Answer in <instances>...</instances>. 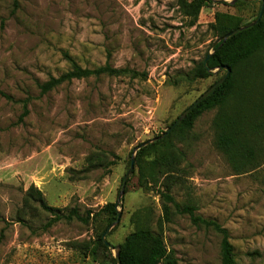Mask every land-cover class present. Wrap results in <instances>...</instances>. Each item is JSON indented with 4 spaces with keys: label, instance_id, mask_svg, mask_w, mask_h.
Returning <instances> with one entry per match:
<instances>
[{
    "label": "rangeland",
    "instance_id": "1",
    "mask_svg": "<svg viewBox=\"0 0 264 264\" xmlns=\"http://www.w3.org/2000/svg\"><path fill=\"white\" fill-rule=\"evenodd\" d=\"M230 4L211 0L190 24L177 0H0V88L15 100L32 97L18 122L21 103L0 96V264H113L114 250L95 243L106 215L43 228L49 215L36 203L22 207L25 191L34 184L49 205L94 214L116 202L135 146L166 131L217 78L173 84L218 41L208 28L216 11L249 18V8ZM65 54L82 67L109 61L146 79L91 76L40 94L38 83L70 68ZM214 113L198 116L178 144L186 179L173 195L228 229L238 264H264V163L233 174L214 145ZM90 155H102V166L87 169ZM144 206L154 218L161 213L134 166L106 235L112 245L134 229L130 215ZM163 236L178 264H220L219 235L187 215H175Z\"/></svg>",
    "mask_w": 264,
    "mask_h": 264
},
{
    "label": "trees",
    "instance_id": "2",
    "mask_svg": "<svg viewBox=\"0 0 264 264\" xmlns=\"http://www.w3.org/2000/svg\"><path fill=\"white\" fill-rule=\"evenodd\" d=\"M210 2L211 0H177L180 11L189 18L190 24L196 22L201 8ZM255 3L256 9L252 7ZM260 4V0H236L230 4L237 9L249 8L247 20L240 13L224 11L214 13L213 21L209 23L208 28L218 41L212 44L207 67L214 70L219 65H227L230 73L164 137L136 151L134 166L137 168L138 185L143 190L158 195L161 213L154 218L149 206L138 208L131 213L129 221L134 229L118 244L121 264H178L177 257L173 251L168 250L163 236L164 225L171 222L175 215H187L192 225L213 230L220 238V264H238L228 229L215 219L197 213V206L191 200L184 202L176 200L173 189L175 186L182 187L186 179L182 166L185 153L178 144L186 139L196 118L207 110L215 109L212 119L214 145L224 155L233 174L249 173L264 163V9L258 22L236 32L224 41L222 39L231 30L253 21L258 16ZM207 54L208 52H205L202 59L191 69L179 74L173 84L181 81L190 83L218 75L214 83L221 78L226 72L224 69L217 70L213 74L214 72L205 68L203 61ZM65 57L70 62V68L58 76H50L47 80L38 83L40 94H45L73 79L127 75L144 80L147 75L144 71L114 67L109 61L92 68L82 67L67 54ZM0 96L8 101L21 103L22 111L17 121L22 122L28 114V103L32 97L27 95L15 100L1 88ZM86 161L87 169L99 167L102 166L103 156L90 155ZM33 203L49 215L43 228L61 221L76 220L88 224L94 215L101 213L106 215L108 218L106 227L97 236L95 243L108 249L101 236L116 220L117 206H119L116 202L105 203L95 214L92 210L81 212L77 207H55L46 202L40 189L30 184L25 191L22 207L32 208ZM22 218L23 215L19 216V220ZM153 222L156 231L152 229ZM112 261L113 264H117L115 258Z\"/></svg>",
    "mask_w": 264,
    "mask_h": 264
},
{
    "label": "water",
    "instance_id": "3",
    "mask_svg": "<svg viewBox=\"0 0 264 264\" xmlns=\"http://www.w3.org/2000/svg\"><path fill=\"white\" fill-rule=\"evenodd\" d=\"M221 1H225V0H221ZM236 0H230V3H234ZM243 1H247V0H243ZM261 1V4H260V9H259V12H258V16L251 22L245 24V25H242V26H239L233 30H231L230 32H228L227 34H225L223 36V41L226 40L229 36L235 34L236 32L246 28V27H250L251 25L255 24L256 22H258V20L260 19L261 15H262V12H263V9H264V0H260ZM212 52H208L207 56L205 57L203 63H204V66L205 68L208 70V71H211V72H215L217 70H220V69H224L226 72L225 74L219 78L217 81H215L213 84H211L204 92H202L187 108H185V110L176 118V120L171 124V126H169V128L164 131L162 134L156 136V137H153L151 139H148L140 144H138L135 148H134V153L132 154L131 156V160H130V165H129V168L126 172V174L124 175L123 179H122V182H121V186H120V190H119V194H118V197H117V200H116V204L119 205L121 203V197L124 193V188H125V184H126V181H127V178H128V175L131 173V171L133 170V167H134V160H135V153L136 151L149 144L150 142H153V141H156L162 137H164L168 132H170L186 115L187 113L201 100L203 99L205 96H207L216 86H218L220 83H222L224 81V79L228 76V74L230 73V68L227 66V65H219L218 67H216L214 70H211L210 68L207 67V59L209 57V55L211 54ZM119 217H120V210L117 211V217H116V220L114 221V223L107 227L104 232L102 233V241L103 243L108 246L109 248H112L114 250V258L116 260V263L117 264H121L120 263V260H119V246L118 245H112L107 239H106V235L107 233L109 232V230L111 229V227L116 224L119 220Z\"/></svg>",
    "mask_w": 264,
    "mask_h": 264
}]
</instances>
